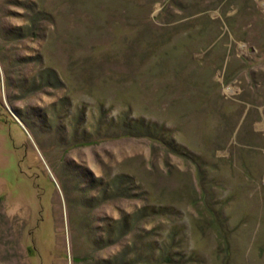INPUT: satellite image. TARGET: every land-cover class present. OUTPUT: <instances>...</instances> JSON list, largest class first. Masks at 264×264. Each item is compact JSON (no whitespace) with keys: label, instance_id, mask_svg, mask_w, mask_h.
I'll return each instance as SVG.
<instances>
[{"label":"rangeland","instance_id":"obj_1","mask_svg":"<svg viewBox=\"0 0 264 264\" xmlns=\"http://www.w3.org/2000/svg\"><path fill=\"white\" fill-rule=\"evenodd\" d=\"M103 259L264 264V0H0V264Z\"/></svg>","mask_w":264,"mask_h":264},{"label":"trees","instance_id":"obj_2","mask_svg":"<svg viewBox=\"0 0 264 264\" xmlns=\"http://www.w3.org/2000/svg\"><path fill=\"white\" fill-rule=\"evenodd\" d=\"M50 74H53V73H50ZM55 74V73H54ZM152 211H153V209H152ZM154 212V211H153ZM140 214V212L139 213H137V215H135V217L136 216H138ZM129 215H127L124 219H123V221H122V226H121V230H122V233H125V232H129V231H131V223L129 222ZM133 228V227H132ZM98 239V238H97ZM94 261H97V260H95L94 259ZM106 262L107 261H105L104 259L101 261V263H97V264H106ZM113 262H115V260H113ZM133 263L135 262L134 260L132 261ZM131 263V262H130Z\"/></svg>","mask_w":264,"mask_h":264},{"label":"water","instance_id":"obj_3","mask_svg":"<svg viewBox=\"0 0 264 264\" xmlns=\"http://www.w3.org/2000/svg\"><path fill=\"white\" fill-rule=\"evenodd\" d=\"M13 114H14V116H16L17 117V114H15L14 112H12Z\"/></svg>","mask_w":264,"mask_h":264}]
</instances>
